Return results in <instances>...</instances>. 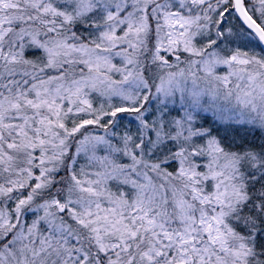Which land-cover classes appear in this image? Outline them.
Segmentation results:
<instances>
[{"label": "snow or ice", "instance_id": "snow-or-ice-1", "mask_svg": "<svg viewBox=\"0 0 264 264\" xmlns=\"http://www.w3.org/2000/svg\"><path fill=\"white\" fill-rule=\"evenodd\" d=\"M0 264H264V0H0Z\"/></svg>", "mask_w": 264, "mask_h": 264}]
</instances>
